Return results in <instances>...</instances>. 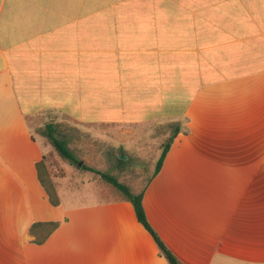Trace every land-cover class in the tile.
<instances>
[{
  "label": "crops",
  "instance_id": "0c3cea01",
  "mask_svg": "<svg viewBox=\"0 0 264 264\" xmlns=\"http://www.w3.org/2000/svg\"><path fill=\"white\" fill-rule=\"evenodd\" d=\"M48 123L182 264H264V0H0V264H170L114 186L52 168Z\"/></svg>",
  "mask_w": 264,
  "mask_h": 264
},
{
  "label": "trees",
  "instance_id": "16d2710c",
  "mask_svg": "<svg viewBox=\"0 0 264 264\" xmlns=\"http://www.w3.org/2000/svg\"><path fill=\"white\" fill-rule=\"evenodd\" d=\"M57 124L55 123H48L44 133L47 135V137L52 142L53 146L59 153V155L63 158L68 160L71 164L78 163V159L75 156L73 150L69 147V140L64 138L61 139L57 136ZM170 147V142H167L164 145V149L162 152V155L160 159L157 162L156 165V171H159L161 168L162 162L166 156V153ZM119 163H122L123 160L118 158ZM119 165L115 164L108 170L102 171L98 170L93 167H88L86 165H83V168H87L89 170L94 171L96 174L100 175L102 180L105 182L111 184L114 186L126 199L130 200L135 208L136 215L138 220L148 229V231L151 232V234L154 236L156 242L158 243L162 253L166 256L170 264H182L176 256L166 247V245L159 239L157 234L152 229L150 223L148 222L144 207H143V190L141 192H135L132 187L124 182H121L116 175L113 174V172L116 169H119ZM39 169V176L42 184L44 185L47 194L49 195L50 201L53 205L59 204V198L56 192V189L54 187V184L52 182L51 177L46 171V160L40 162L38 164ZM58 222H45V223H36L31 228V233L36 235V242L42 243L46 239V237L54 231L58 227Z\"/></svg>",
  "mask_w": 264,
  "mask_h": 264
},
{
  "label": "rangeland",
  "instance_id": "374dc122",
  "mask_svg": "<svg viewBox=\"0 0 264 264\" xmlns=\"http://www.w3.org/2000/svg\"><path fill=\"white\" fill-rule=\"evenodd\" d=\"M93 132L95 135H98L99 137H102V139L105 141V140H108L111 145L115 143V139H113V135H111V138H109V135H107L106 137L104 136V133L103 131H100L99 128L98 129H94L93 128ZM57 136L61 139H64V138H71L73 140V143H74V138H80V137H85V135H81V133H79L78 130H76L74 127H72L70 124H65L63 123L62 125H59L57 124V132H56ZM78 136V137H77ZM87 137V136H86ZM120 137L118 139H116L117 141H119ZM78 142V141H77ZM71 146L74 148L73 152L75 151V147H76V141H75V145L74 144H71ZM102 146V145H101ZM77 153V152H75ZM74 153V154H75ZM75 156L77 157L78 159V163L76 164H71L68 160L66 159H63L61 158L60 160L56 159V157L54 155H50L48 157V163L52 166L53 169H59L60 167L61 168H64L63 166V162L66 164L67 163V168L68 170H77V169H80L83 167V165H86L87 163L88 164H92L94 167L93 168H96L98 170L100 169H104V166H109V163H110V160L107 162V161H93V160H89L87 161V159H85L84 161H81L82 158H85L86 157V154L85 152H78L77 154H75ZM124 156L126 157L127 155L124 154ZM140 166L138 169V171H141L143 170L144 168H147L149 166V163L147 161H136V162H133L132 164H128V163H125V164H122V177L126 176V174L128 172H130V169H135L136 166ZM90 167V166H89ZM84 169H87V168H84ZM88 170V169H87ZM68 174L69 171H67ZM72 177H74L72 175ZM143 182V178L140 179L138 178L136 180V183L138 185V188H140V185L142 184ZM100 200V197L97 196V199L95 198H91L89 199V202H96V201H99ZM86 201V200H84Z\"/></svg>",
  "mask_w": 264,
  "mask_h": 264
},
{
  "label": "water",
  "instance_id": "95a60500",
  "mask_svg": "<svg viewBox=\"0 0 264 264\" xmlns=\"http://www.w3.org/2000/svg\"><path fill=\"white\" fill-rule=\"evenodd\" d=\"M120 157H121V158H125V156H124V155H121Z\"/></svg>",
  "mask_w": 264,
  "mask_h": 264
}]
</instances>
